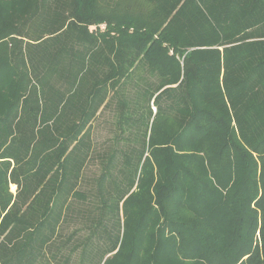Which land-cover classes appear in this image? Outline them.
Returning a JSON list of instances; mask_svg holds the SVG:
<instances>
[{"label":"trees","instance_id":"trees-1","mask_svg":"<svg viewBox=\"0 0 264 264\" xmlns=\"http://www.w3.org/2000/svg\"><path fill=\"white\" fill-rule=\"evenodd\" d=\"M0 264H264V0H0Z\"/></svg>","mask_w":264,"mask_h":264},{"label":"rangeland","instance_id":"rangeland-1","mask_svg":"<svg viewBox=\"0 0 264 264\" xmlns=\"http://www.w3.org/2000/svg\"><path fill=\"white\" fill-rule=\"evenodd\" d=\"M101 28L105 27V24L102 23L100 24ZM96 25H92L90 26V29H92V31H94ZM97 45V44H96ZM76 45H73L72 47H75ZM80 46L84 47L85 45L81 44ZM86 49V48H85ZM96 50H99L98 47H96ZM98 75V73H97ZM106 100L108 101V98H106ZM104 101L101 105V107L96 111V117H93L90 119L88 125L91 124L90 126V132H89V136L86 139V141H89L92 145V154L90 153V155L92 156L88 162L85 164V166L82 168V173L79 179V183H78V189L81 190L83 193L86 194V198L85 201H83L82 199L79 201H73L71 202L72 206L74 204V207L79 206L80 202H86V200L88 201V203H86V207H94V205L99 204V199L96 196V186H95V181L97 179V177L99 176V174L101 173V169H102V165L99 163V159L101 157L102 158H106L113 150V146L115 143V138L114 135L117 133L116 131V126H115V120H116V108L114 103L111 101V103H107L106 106ZM152 112H155V107L150 104ZM117 136V135H116ZM122 143V142H121ZM97 153H99V155H97ZM100 156V157H98ZM94 157V158H93ZM98 160H96V158ZM118 167L116 166L114 173L116 175H119L118 172ZM108 183H106L105 185H107ZM9 189L11 191V193L13 195H15L16 193V186L13 183L9 184ZM80 208V206H79ZM75 212L74 211V217L73 218H67L66 220L63 221V223L61 224L60 227V231L61 233L64 235H69L72 232L77 230V227L81 226V220H78L75 217ZM81 235H84V232H82L81 230L78 232ZM79 234V235H80ZM78 236V235H77ZM73 244H70L68 246V249H70L72 247ZM66 254L69 252L68 250L64 249L63 250ZM65 255V254H64Z\"/></svg>","mask_w":264,"mask_h":264}]
</instances>
